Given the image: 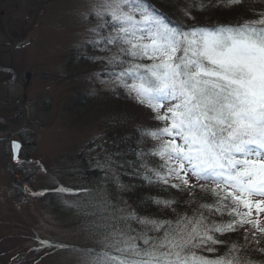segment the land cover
<instances>
[{
    "label": "snow or ice",
    "instance_id": "obj_1",
    "mask_svg": "<svg viewBox=\"0 0 264 264\" xmlns=\"http://www.w3.org/2000/svg\"><path fill=\"white\" fill-rule=\"evenodd\" d=\"M99 8L104 22L93 29L92 47L116 48L99 59L111 66L108 74L126 95L151 110L160 127L139 130L156 142L150 150L117 148L109 154L105 148L95 170L107 176L116 167L127 169L125 174L144 183H162L186 195L153 197V203L175 215L150 218L126 213L114 195L52 189L77 196L83 227L101 238L94 264H248L242 257L209 259L195 250L215 251L213 245L224 243L219 236L245 224L264 238V226L257 228V221L236 212L240 205L249 216L253 207L257 216L264 212V19L185 29L147 0H110ZM19 147L13 142L16 163H21ZM115 183L120 186L118 176ZM252 197L261 199L253 203ZM181 203L187 207L178 211ZM234 213L240 218L217 219ZM129 220L145 230L132 229ZM256 231L251 235L259 243Z\"/></svg>",
    "mask_w": 264,
    "mask_h": 264
},
{
    "label": "rangeland",
    "instance_id": "obj_2",
    "mask_svg": "<svg viewBox=\"0 0 264 264\" xmlns=\"http://www.w3.org/2000/svg\"><path fill=\"white\" fill-rule=\"evenodd\" d=\"M5 1L0 0V46L12 45L4 19L18 10L16 1L21 7L9 21L16 48L0 53V67L13 69L17 81L0 88V104H24L30 117L18 132L0 129V264H94L98 253L90 251L91 246L101 247L102 242L90 239L75 214L63 210L71 204L72 194L52 189L75 188L70 173L78 151L101 133L103 118L96 115L98 111L89 110L82 121L69 113L68 105L77 92L71 77L80 81L82 72L97 75L110 66L99 58L116 52L103 50L92 59L93 65L71 64L81 54L92 56L86 49L95 38L93 29L104 22L97 11L110 0ZM10 77L0 72V83ZM0 117L16 124L17 112L1 110ZM12 139L23 144L18 164L12 161ZM250 199L254 203L261 198ZM236 212L257 221V228L264 226V212L257 216L253 207L249 216L242 205ZM242 229L248 237L244 236L245 244L254 243L251 232L256 229L251 224ZM260 236L256 231L255 240Z\"/></svg>",
    "mask_w": 264,
    "mask_h": 264
},
{
    "label": "trees",
    "instance_id": "obj_3",
    "mask_svg": "<svg viewBox=\"0 0 264 264\" xmlns=\"http://www.w3.org/2000/svg\"><path fill=\"white\" fill-rule=\"evenodd\" d=\"M147 3L162 13L173 25H179L185 29L192 27L214 28L222 25L253 23L264 19V0H240L239 3L235 4L231 3L230 0H147ZM86 51L91 52L92 56L87 57L81 54L76 56L77 61H74L75 63L71 61V64L93 65L92 59L103 52L100 48H93L92 45H88ZM115 51H117L116 48L112 47L106 52L113 53ZM109 71H111V66L101 70L97 75L92 72L88 76L86 72H82L80 81L75 78L76 76L71 77V83H76L75 91L77 92L68 105L69 113L84 121L89 110H91L90 113L98 111L96 115L103 118L100 135L78 151L76 164L70 173L76 180L75 188H86L93 192L100 191L108 196L114 195L116 202L126 209V213L134 211L139 216L150 218L173 217L175 214L170 209L156 205L152 202V198L179 199L186 194L179 193L162 183H144L140 177L134 178L130 173L125 174L127 169L116 167L114 171L108 172L107 176L103 172L95 170L97 158L104 159L103 150L105 148L108 149L109 154L115 152L117 148L128 152H132L134 148L144 151L150 150L156 142L148 136L140 135L139 130L160 127V123L154 120V114L151 110L126 95L124 88L119 86L108 74ZM25 101L24 99L23 103ZM15 110L17 117L13 122L19 124L22 120V112L19 109ZM6 128V126L0 125V129ZM127 159L133 160V157L128 156ZM117 176L120 186L115 183ZM192 182L195 183L194 180ZM197 192L200 196H204V193L199 192V189ZM72 197L71 204L63 210L75 214L76 221L78 218L79 223L83 225L84 216L75 209L78 197L75 195ZM203 202H211V200ZM186 207L184 203H181L178 211H183ZM234 218L239 219L240 217H237L235 213L233 216L225 214L223 217H217V219L226 221ZM128 223L132 229L145 230L142 225L135 223V221L129 220ZM85 230L89 233L88 229ZM245 232L242 227H238L234 232L219 236L218 239L224 243L213 245L212 247L215 248L213 252L201 249L195 251L198 255H203L209 259L242 257L248 264H264V238L261 235L259 243L245 244ZM150 234L155 235V233ZM88 237L101 241L99 237H92L89 234ZM233 244L238 247L233 249ZM101 247L93 245L90 251L97 252L96 250ZM109 251H113V249H109Z\"/></svg>",
    "mask_w": 264,
    "mask_h": 264
},
{
    "label": "water",
    "instance_id": "obj_4",
    "mask_svg": "<svg viewBox=\"0 0 264 264\" xmlns=\"http://www.w3.org/2000/svg\"><path fill=\"white\" fill-rule=\"evenodd\" d=\"M6 3L8 4L9 0H6ZM15 3L18 6V10L16 12L8 15L4 19V31H5L7 37L10 40L12 45L10 47L0 46V53L10 52V51H12V50H14L16 48V41L13 38V36H12V34L10 32V27H9V21L12 18H14L19 13V10H20V7H21V2L16 1ZM0 71L3 72V73H6V74H10L12 76L11 80L0 83V88H8V87L10 88V87H12L16 83V79H17L16 73L13 70H11V69H4L2 67H0ZM16 108H19L22 111V121H21L20 124H14V123H11V122H9V121H7L5 119L0 118V124L5 125L12 132H18V131H20L21 129H23L27 125L28 120H29V109H28L27 106H25L24 104H20V103H16V104H13V105H10V106H6V105L0 104V109L12 110V109H16ZM13 142H18V144L20 146L19 147V155L21 154L22 143L20 141L16 140V139L11 140L12 161H13V163L18 164L13 159Z\"/></svg>",
    "mask_w": 264,
    "mask_h": 264
},
{
    "label": "flooded vegetation",
    "instance_id": "obj_5",
    "mask_svg": "<svg viewBox=\"0 0 264 264\" xmlns=\"http://www.w3.org/2000/svg\"><path fill=\"white\" fill-rule=\"evenodd\" d=\"M18 8V7H17ZM10 79H11V77H10ZM7 81H8V79H7ZM0 110H2V109H0ZM0 118H2V117H0ZM2 119H4V118H2Z\"/></svg>",
    "mask_w": 264,
    "mask_h": 264
}]
</instances>
